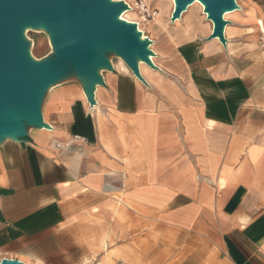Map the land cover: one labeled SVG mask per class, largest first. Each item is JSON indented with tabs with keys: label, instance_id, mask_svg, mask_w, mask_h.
Segmentation results:
<instances>
[{
	"label": "crops",
	"instance_id": "0c3cea01",
	"mask_svg": "<svg viewBox=\"0 0 264 264\" xmlns=\"http://www.w3.org/2000/svg\"><path fill=\"white\" fill-rule=\"evenodd\" d=\"M237 5L224 44L195 7L157 12L155 67L112 55L93 107L77 81L47 91L51 130L0 144L1 258L264 264V0Z\"/></svg>",
	"mask_w": 264,
	"mask_h": 264
},
{
	"label": "water",
	"instance_id": "95a60500",
	"mask_svg": "<svg viewBox=\"0 0 264 264\" xmlns=\"http://www.w3.org/2000/svg\"><path fill=\"white\" fill-rule=\"evenodd\" d=\"M175 1L171 22L196 0ZM198 1L214 26L210 38L224 44L228 22L223 15L239 9L235 0ZM125 9L123 3L108 0H0V144L5 140L24 142L31 129L51 130L42 116L43 98L49 90L45 88L65 78L67 65L72 67L78 83L81 79V89L91 107L95 105L93 85L103 84L95 69L112 70L105 55H111L110 51L119 55L134 77L144 83L136 58L154 68L147 59L154 56L147 50L152 42H141L135 27L116 20ZM39 24L50 34L55 49L54 59L45 63L28 57L29 43L23 41L21 34L23 28ZM0 264L23 263L3 259Z\"/></svg>",
	"mask_w": 264,
	"mask_h": 264
},
{
	"label": "rangeland",
	"instance_id": "374dc122",
	"mask_svg": "<svg viewBox=\"0 0 264 264\" xmlns=\"http://www.w3.org/2000/svg\"><path fill=\"white\" fill-rule=\"evenodd\" d=\"M119 1H127L128 2V4L132 8L131 11H129V13H128V16H129L128 18L131 21L137 23L139 25L140 29L144 33L147 32V25L152 20H148L146 15L142 11H140V7L142 4L144 7H146L148 12H154L155 11L156 14H157V12L168 13L169 19L171 21V16H172L171 7L169 6V8L167 10L162 11L161 7H160L161 4L160 5L158 4V3L168 4L169 0H119ZM236 3H237V0H236ZM199 11H201V10H199ZM201 13L204 16V13L202 11H201ZM204 18L206 19L205 16H204ZM27 39H28V43H29V44H27V46H30L31 53H32V56H33L35 62L45 63V62H48V61H51L54 59L52 51L55 52V50H52L49 47L47 38L42 32H28L27 33ZM105 55L110 61L115 60V58L113 56H111L112 54L111 55L105 54ZM74 76L75 75H74V71H73L72 67L70 65H67L66 69H65V78L61 82H59L58 84L64 83V82L76 81ZM3 259H6V258L0 257V261H2ZM204 264H215V263L211 262V261H206Z\"/></svg>",
	"mask_w": 264,
	"mask_h": 264
},
{
	"label": "bare ground",
	"instance_id": "6f19581e",
	"mask_svg": "<svg viewBox=\"0 0 264 264\" xmlns=\"http://www.w3.org/2000/svg\"><path fill=\"white\" fill-rule=\"evenodd\" d=\"M110 3H123L126 7H127V9H125V10H123L118 16H117V18H116V20L118 21V22H120V23H123V24H125V25H128V26H133V27H135V33L138 35V37H139V40L141 41V42H144V41H146V40H148V41H150V39L145 35V33L140 29V27H139V25L137 24V23H135V22H133V21H131L128 17V13H129V11H131V6L128 4V2L127 1H119V0H108ZM161 2V1H160ZM235 3H236V0H235ZM159 5L161 4V10L162 11H164V10H167L168 8H169V6L171 7V10H172V13L174 12V10H175V7H176V1L175 0H169V3L168 4H163V3H158ZM236 5H237V3H236ZM197 8L198 10H201L203 13H204V16L206 17V19L208 18V14L205 12V7H204V5L200 2V1H198V0H196L188 9H190V8ZM238 7V6H237ZM200 11V12H201ZM232 13H234V11H230V12H225L224 13V15H223V20L224 21H228V18L232 15ZM180 18H181V16H180ZM180 18H178V19H176V20H174V21H179L180 20ZM229 20H230V18H229ZM207 21H209V20H207ZM210 22V24L212 25V28L214 27L213 26V23L211 22V21H209ZM139 23V22H138ZM231 23V22H230ZM232 24V23H231ZM229 26V25H228ZM212 31H213V29H212ZM28 32H42L45 36H46V38H47V41H48V45H49V47L52 49V50H55L54 49V46H53V44H52V41H51V37H50V34L47 32V30L45 29V27L42 25V24H39V25H37V26H28V27H25V28H23V30H22V39H23V41H25V43H27L28 42V39H27V33ZM226 41V40H225ZM147 50L149 51V53L151 52V53H153L152 52V49H150V47H148L147 48ZM110 54H112L113 56H115L117 59H118V62L124 67V69L126 70V69H129L128 67H127V65L125 64V61L119 56V55H117L115 52H113V51H110L109 52ZM27 54H28V57L33 61V62H35V60H34V58H33V56H32V53H31V48H30V46H27ZM100 54V53H99ZM102 57H103V55L102 54H100ZM147 59L153 64V58L149 55L148 57H147ZM108 61V60H107ZM136 62H137V66H138V71H139V73H140V71L142 70V67H143V65H145L141 60H139V59H137L136 58ZM109 63H110V61H109ZM154 65V64H153ZM155 67V66H154ZM104 68L103 67H97L96 69H95V72H96V75H100V72L103 70ZM130 70V69H129ZM79 84H80V86L82 87V82H81V79H79ZM50 85L51 84H48L47 86H46V88L45 89H50ZM146 85V84H145ZM148 85V84H147ZM128 86V85H127ZM96 87H97V84H94L93 85V93L95 92V90H96ZM129 87V86H128ZM124 93H125V91H124ZM128 93V92H127ZM84 94V93H83ZM85 95V94H84ZM125 97V96H124ZM97 103V102H96ZM129 103V102H128ZM97 106V105H96ZM90 107V106H89ZM93 107V106H92ZM99 107V106H98ZM93 109V108H92ZM95 111V110H94ZM95 113V112H94ZM21 262V261H20ZM22 263V262H21Z\"/></svg>",
	"mask_w": 264,
	"mask_h": 264
},
{
	"label": "built area",
	"instance_id": "2783aa9c",
	"mask_svg": "<svg viewBox=\"0 0 264 264\" xmlns=\"http://www.w3.org/2000/svg\"><path fill=\"white\" fill-rule=\"evenodd\" d=\"M140 11H142L146 17L148 18V20H153L156 17V12H148V10L146 9V7L143 6V4L140 7ZM260 46H261V50L263 52L264 55V38L260 39ZM58 149H60V146H57ZM63 148V147H62Z\"/></svg>",
	"mask_w": 264,
	"mask_h": 264
}]
</instances>
